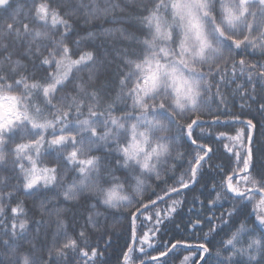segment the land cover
Instances as JSON below:
<instances>
[{"label":"trees","instance_id":"obj_1","mask_svg":"<svg viewBox=\"0 0 264 264\" xmlns=\"http://www.w3.org/2000/svg\"><path fill=\"white\" fill-rule=\"evenodd\" d=\"M173 9H0V264H264V2L209 0L200 57L180 54ZM175 63L185 103L146 86ZM33 168L47 179L30 187Z\"/></svg>","mask_w":264,"mask_h":264},{"label":"rangeland","instance_id":"obj_2","mask_svg":"<svg viewBox=\"0 0 264 264\" xmlns=\"http://www.w3.org/2000/svg\"><path fill=\"white\" fill-rule=\"evenodd\" d=\"M243 3L254 0H242ZM264 2V0H258ZM9 0H0V9L8 4ZM209 0H174V9L172 12V23L179 27L183 32L182 45L180 54L183 55L189 51L195 54V57L204 55L208 49L207 35L203 20L200 16L201 12H206L208 9ZM234 13H239L238 10H233ZM171 23V21H170ZM187 62V57L185 58ZM82 61L73 63L78 66ZM146 86L152 91L160 87H168L174 91L182 103L187 102L193 95V81L181 66L175 63L169 66H151L150 76L146 82ZM14 105L7 101H0V107L3 108V113L8 116V121L13 119ZM8 121L0 124V127ZM47 179L46 174L33 168L29 177V186L34 187ZM247 188L239 184L231 182L230 190L235 195L243 194ZM263 212L264 214V198L256 205L255 214Z\"/></svg>","mask_w":264,"mask_h":264},{"label":"water","instance_id":"obj_3","mask_svg":"<svg viewBox=\"0 0 264 264\" xmlns=\"http://www.w3.org/2000/svg\"><path fill=\"white\" fill-rule=\"evenodd\" d=\"M5 116L6 115L3 113L2 107H0V119L5 118ZM258 224H259L260 227H262L264 225V218H259L258 219Z\"/></svg>","mask_w":264,"mask_h":264}]
</instances>
